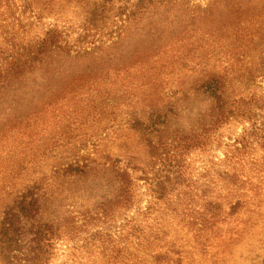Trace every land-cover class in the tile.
I'll list each match as a JSON object with an SVG mask.
<instances>
[{
	"label": "trees",
	"instance_id": "obj_1",
	"mask_svg": "<svg viewBox=\"0 0 264 264\" xmlns=\"http://www.w3.org/2000/svg\"><path fill=\"white\" fill-rule=\"evenodd\" d=\"M70 4L73 13L82 12L76 18L84 32L119 22L131 28L123 60L157 56L167 34L168 45L179 47L197 27L205 44L218 35L224 45L229 29L239 27L241 62L249 54L258 59L255 67H243L240 79L228 68L213 70L201 78L194 99L167 95L163 106L135 113L130 153L132 143L122 141L118 155L109 152L102 161L66 160L57 168L55 198L43 181L17 194L0 223V264H54L62 239L72 243L62 264H227L236 257L220 262L224 242L241 247L235 264H264V226L259 234L252 223L264 204V0H211L206 9L185 0H0V109H12L11 121L27 123L33 134L48 125L39 113L56 95L52 84L67 76L77 80L91 68L73 52L65 27H41L46 17L69 24L75 18L65 15ZM258 22L263 30H250ZM86 38L81 34L77 42ZM116 38L90 53L103 51L109 63L110 52L125 40ZM197 100L205 109L193 122L185 107ZM225 133H235L234 139L225 142ZM140 149L146 150L143 159ZM219 151L223 156H216ZM194 152L208 158L198 172L188 158ZM85 192L99 198L92 209L70 206L60 222L42 219L47 206L59 204V212L68 194L78 201ZM240 222L246 225L241 235Z\"/></svg>",
	"mask_w": 264,
	"mask_h": 264
},
{
	"label": "rangeland",
	"instance_id": "obj_2",
	"mask_svg": "<svg viewBox=\"0 0 264 264\" xmlns=\"http://www.w3.org/2000/svg\"><path fill=\"white\" fill-rule=\"evenodd\" d=\"M185 2L190 3L192 7L200 6L206 9L211 0H185ZM73 10L70 4L65 13L68 16L75 15L69 24L56 21L54 17H46L41 27L55 23L65 27L68 42L76 49H73V52L78 51L83 56V63L90 66V70L77 80L67 76L62 81L52 84L56 95L45 113L42 111L39 113L44 116L42 120L48 121L43 132L38 129L40 125L33 131H36L34 134L30 131L32 126L28 127L27 123L15 125L14 121H11L12 109L10 111L0 109V223L6 217V212L14 206V197L17 194L18 196L24 194L25 189L28 190V187L33 184L37 186V183L43 181L55 198L61 183L57 179V168L65 164L66 160L98 159L102 161L109 152L118 155L115 147L122 141L132 143L127 149L130 153L135 144V136L130 138V128L135 113L148 112L153 105L163 106L167 95H174L178 99L188 94L194 99L204 75L213 70L220 71L228 68L232 70V77H238L244 70L243 67L247 65L255 67L253 64H256L258 59V53L251 56L249 54L248 59L245 58L244 62H241L240 56L243 50L238 48L240 42L237 41L241 40L239 27L229 29V38L224 40L228 43L227 45H224L218 35L208 36L210 42L205 44L201 35L203 28L197 27L186 32L184 43L179 47L168 45L172 41L167 40V34L163 39L165 46L158 51L157 56L153 53L143 62H139L138 58L123 60L121 56L126 50L122 49L131 41L129 39L131 28L119 22L110 26L108 30H89L87 31L90 32L89 36L86 38L87 32H84L81 19L76 18V13L78 12L81 16L82 12L78 9L73 13ZM239 26L243 29V24ZM258 28H263V24L260 25L258 22L250 27V30ZM175 29L177 32L182 31L179 26ZM81 34L83 38H86L81 40L82 44L77 42ZM117 36L125 40L119 50L110 52L109 63L106 62L107 56L103 51H98L95 55L90 53L95 45H109ZM150 42H146L145 46ZM214 50L216 53H213ZM214 54L218 55L214 56ZM108 69L110 73L105 76ZM64 80L68 81L64 82ZM59 89H62L65 94L60 93ZM185 108H188L187 114L193 122L199 120L205 109L204 100L188 102ZM184 121L186 122V119ZM199 124V121L195 123V127ZM234 134L225 133L224 141L229 143L228 136H231L233 140ZM137 155L140 159L145 158L146 150L140 149ZM216 156H223V152H217ZM188 158L193 167L197 168L196 172L201 171L200 168H203L202 166L206 165L208 160L200 152H194ZM88 196V193H82L76 201L71 200L68 194L67 198L70 201L62 202L59 212H57L59 204L57 208L48 204L49 206L42 211V219L60 222V219L69 216L71 208L68 207L70 206L75 211L82 208L92 209L99 198ZM257 212L263 213L256 215L252 223L259 224L254 230L260 234L264 226L262 221L264 204L257 209ZM57 213L60 218L56 217ZM250 226L247 228L249 229ZM244 228L246 225L241 223L236 230L239 235ZM183 239L182 243L185 244L191 239V235ZM230 243H222L223 249L218 254L220 262L225 258L236 257L227 263L235 264L241 247L233 243L229 249ZM71 246L72 243L66 239L58 242L54 264H62L69 260ZM235 249L236 253L231 254ZM209 258L208 255L206 259L211 261Z\"/></svg>",
	"mask_w": 264,
	"mask_h": 264
}]
</instances>
